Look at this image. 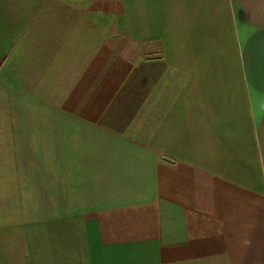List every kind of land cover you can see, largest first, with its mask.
<instances>
[{"label": "crops", "instance_id": "0c3cea01", "mask_svg": "<svg viewBox=\"0 0 264 264\" xmlns=\"http://www.w3.org/2000/svg\"><path fill=\"white\" fill-rule=\"evenodd\" d=\"M0 264H264V0H0Z\"/></svg>", "mask_w": 264, "mask_h": 264}]
</instances>
